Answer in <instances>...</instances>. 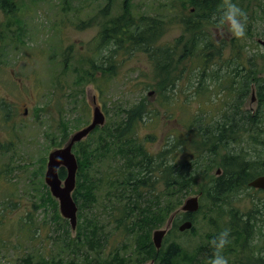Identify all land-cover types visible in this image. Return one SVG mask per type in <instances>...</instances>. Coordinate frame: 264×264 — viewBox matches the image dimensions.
Listing matches in <instances>:
<instances>
[{"label": "rangeland", "instance_id": "374dc122", "mask_svg": "<svg viewBox=\"0 0 264 264\" xmlns=\"http://www.w3.org/2000/svg\"><path fill=\"white\" fill-rule=\"evenodd\" d=\"M183 1L188 3L187 0H0L2 10L0 24L12 25L11 31L5 34L6 49H2L0 45L1 50L7 53L0 56V99L12 103L17 101L18 104L21 103L20 105H26L28 112L27 118L19 119L15 127L8 128L5 125L8 120L4 121L2 115H7L9 109L20 110V108L14 107L11 103L6 108L0 105V264H20L17 259L29 252L27 249L29 241L21 234L19 228V222L22 218H27V215L30 216L34 225L38 226L35 232L37 234L35 247L40 255L47 253L45 258L48 261H50L51 253L57 255L52 246L51 237L54 235V230L57 231L61 221L54 220L55 216L51 212L50 204L52 199L55 200L59 212L58 202L50 194L43 178L47 154L54 147L64 144L73 132L91 121L93 105L97 104L100 107L105 115V121H109L110 124L115 121V118L124 116L122 109L129 106L134 107L136 114L148 115L150 120L137 127V136L142 141L145 140V146L152 152L157 151L166 142L165 139L171 132L181 134L183 130L180 123L181 117L184 119L186 117L183 113L197 114L200 110L198 102H206L202 107L208 109L206 120H220L219 109L222 100L219 96H215L213 89L210 90L209 99L207 97L192 98L190 95L193 87L189 86L187 81H196L193 75L197 71V64L193 65L188 61L177 64L176 59L183 52L182 61L188 60L187 54L191 42L190 34L184 32L186 26L183 24L188 16L189 3L181 10ZM205 1H208V4L211 1L222 2V0ZM256 1L260 2V0L232 1L247 16L245 36L238 41L244 46L243 49L248 55L264 51V47L257 42V39H264V12L258 8L254 9ZM124 3H126L125 6ZM2 4L19 5L20 9L11 12L2 8ZM124 12H129L133 16H148L149 19H154L153 22L160 23L163 27L164 32L158 37L157 45H167L168 50L171 48L175 50V62L166 67V72L157 70L155 56H161L158 55L159 53L154 55V52L142 51L140 48L126 52L124 48H120L123 42L117 45L116 55L114 54L115 57L111 59L113 64L111 70L102 72L91 65L90 61L95 65L100 63L101 70L109 67L107 61L99 58L102 56H98L91 40L97 30L95 26L103 25L111 17L116 15L118 17ZM97 20L100 22L97 23ZM147 22L150 21L147 20ZM190 29L199 35H208V38L215 42L214 51L222 45L223 54L220 59L214 60L210 71L224 76L230 64L227 59L231 52L229 38L232 34L228 24L225 23L222 28L217 25L200 24L196 28L190 26ZM134 32L136 33V30ZM137 32L141 33L142 30ZM14 36L20 45L19 49L17 46L13 48L6 43L10 37ZM179 37H181L180 40ZM131 40L135 41L134 38ZM50 51L61 53L58 57H68L65 71L68 75V88L67 93H64L67 97H64L62 101L59 94L50 102L46 99L49 84H46L45 74L48 73V68H51V61L48 60ZM19 52L21 55L16 57ZM242 61L247 64L243 58ZM263 65L264 60L257 57L251 87L239 106L241 111L248 109L250 113H253L258 109L257 84L263 80L258 79L264 76ZM61 66L60 64L59 69ZM162 73L165 75L160 77ZM178 76L181 77L179 80H177ZM15 77H18L20 81ZM77 77H79L78 80ZM170 79L174 80L175 84L179 83V88L175 87L176 93L173 99L171 94L174 85L171 87L168 82ZM164 96L170 99L169 106H166ZM232 96L231 94L230 101ZM230 108L231 106L229 107L231 112ZM105 123L99 125L100 127L93 133L94 137L103 135V132H98L100 128L105 127ZM248 125L245 128L247 131L242 129L231 136L235 137L234 143L238 145L232 142L225 145L235 149L242 147L243 150H247V153L252 154L253 150L249 146L253 138L250 140ZM93 134H89L87 138ZM147 135H151V138L146 139ZM214 144L215 141L210 144V148L214 149L215 154H213L218 162L207 175L197 179L183 196L184 200L188 196L199 195V203L202 204L201 208L193 213L191 227L183 231L177 229V231L169 232L163 239L164 245L176 241L185 251L198 253L197 257L207 262L211 261L215 253L211 242L219 235L217 225L225 226V228L235 225L236 223L230 222V214L237 213L253 214L255 216L253 220L259 224L258 217L261 216L258 213L255 215L254 208L264 212V194L249 187L225 196L218 207L215 205L208 207L207 197H203L199 192L221 173L218 166L219 158L225 152L222 145L215 148ZM77 147L74 144L72 148L74 153ZM257 148L261 147L257 146ZM176 154V158H181L182 152L177 151ZM90 158L87 157V161ZM101 158L102 162L96 161L95 165L90 167L92 170L96 169L95 175H98L99 170L107 167L104 162L111 161ZM118 158V154L113 156V159ZM40 184H44L47 188L48 197L44 195L42 198L40 190L35 188ZM101 194L102 192H98V197ZM180 206L177 207L178 211H181ZM219 214L222 216H218ZM60 217L65 219L61 215ZM232 221L236 222L237 218ZM66 222L68 223L67 220ZM68 229L70 236H75V229H71L70 225ZM236 231L229 235V247L225 246L221 254L226 257L228 264H234L240 250V255L245 259L243 264H246L250 256L248 248L243 246L241 232ZM118 240L120 241L117 243ZM256 240L255 236L251 242L255 243ZM108 241L109 248L106 247L104 252L100 251L102 257L105 254L108 255L112 246L114 248L118 246L121 253L125 252V249L119 246L121 241H125V236L115 234L110 236ZM260 242L264 244L263 237ZM198 247L201 248L198 249ZM229 248L233 250L227 252ZM127 251L123 253L125 256L130 255L128 249ZM92 256V251L85 250L69 257L64 253L60 255L62 258H72L78 264H87L86 259Z\"/></svg>", "mask_w": 264, "mask_h": 264}, {"label": "trees", "instance_id": "16d2710c", "mask_svg": "<svg viewBox=\"0 0 264 264\" xmlns=\"http://www.w3.org/2000/svg\"><path fill=\"white\" fill-rule=\"evenodd\" d=\"M187 2L189 3L188 16L185 20L186 24H183L186 26L184 32H188L191 39L187 54L189 58L182 61L183 52L176 59L177 64L186 61L193 65L197 64V71L193 75L196 81H192L193 83L187 81L189 86L193 87L190 95L192 98L207 97L209 99L210 90L213 89L215 96H219L222 100L219 109L220 120H206L208 109L202 108L206 102H198L200 110L197 114L183 113L186 117L185 119L181 117L180 123L183 129L181 134H174V132L168 134L166 142L155 152L150 151L145 146V140L142 141L137 136V127L150 118L148 115L136 114L133 106L123 108L124 116L121 115L119 119L116 116L117 119L115 118L113 123L105 121V127L100 128L98 132H103V135L94 137L93 133L100 127L97 125L89 133L93 134L90 138H87L88 134L75 143L78 146L75 153L78 166L75 187L72 191V197L77 205L75 236H70L69 225L60 217L56 208L57 204L52 199L50 205L51 212L55 216L54 220L61 221L57 231L54 230V235L51 237L52 246L58 257L51 253L50 261H48L45 258L47 254L45 251V254L40 255L35 247L37 237L35 232L38 226H35L27 215V218H22L19 222V228L21 234L29 241L27 248L29 252L17 259L20 264H78L68 257L84 250L93 252V256L86 259L87 264H142L148 260H152L153 264H210L207 260L197 257L198 253L185 251L176 241L164 245L163 239L169 232L177 231L182 221L192 219L193 213L178 211L177 207L182 205L184 193H187L190 186L201 176L207 175L218 162L214 149L210 148L212 142L215 141V148L222 145L225 152L219 158L218 166L221 173L199 192L203 197H207L208 207L212 205L218 207L225 196L238 192L239 189L248 188L247 183L250 179L264 174V76L258 78L263 79L257 84L258 109L250 113V110L241 111L239 107L251 87L256 59L258 57L264 60V51L248 55L243 49L244 46L238 41L240 38L231 35L229 38L231 52L227 59L230 64L226 73L224 76L212 73L211 64L214 60L220 59L223 54L222 45L214 51L215 42L210 40L208 35L194 33L190 26L195 28L200 24L216 26L212 17L215 15L217 20L219 19L221 14L219 6L222 2L211 1L209 4L205 0H187ZM188 3L183 1L181 10L186 8ZM11 6L12 4H2V8L11 12L20 9L19 5ZM257 8L264 12V0L255 2L254 9ZM149 18L124 12L111 22L119 41L134 38L133 46L136 49L154 52V55L159 53L158 55L161 56H155L157 70L166 72V67L175 62V50L173 48L168 50L167 45H157L158 37L164 32L163 27ZM105 27H109L107 23L103 24V29ZM137 30L142 32L139 33ZM102 34L101 32V45L108 47L110 37L102 38ZM242 58L247 64L243 63ZM90 62L92 66H95L94 62ZM180 72L183 73L182 69ZM164 75L165 73H162L160 77ZM180 76L177 80L181 78ZM173 81L172 79L168 81L171 87L174 85L172 99L176 93L175 87L179 88V83L175 84ZM231 94L233 96L230 101ZM164 98L166 106H169L170 99H166L165 96ZM247 125L250 130V140L253 138L250 142L251 147L249 146L253 150L252 154L247 153V150H243L242 147L235 149L225 145L229 142L236 144L235 137L231 136L242 129L247 131L245 129ZM145 138H151V135ZM257 146L261 148L258 149ZM177 151L182 152L181 158H176ZM116 154L119 155L117 160L113 159ZM87 157H91L89 161ZM101 157L111 161H103L107 167L99 170L98 175H95L96 169L92 170L90 167L94 166L96 161L102 162ZM58 175L60 178L65 176L64 168H59ZM35 188L40 190L42 198L44 195L48 197V190L44 184L37 185ZM249 188L264 194L260 189ZM98 192H102L100 197ZM201 205L199 203V208ZM254 209L255 215L258 213L261 216L258 217L259 224L253 220L255 217L253 214L237 213L230 214V222L236 223L235 225H229L228 228L217 225V228L219 233L228 229L229 235L237 232L236 230L240 231L243 246L248 248L250 255L246 264H264V244L260 242L262 237L264 239V212H259L258 208ZM170 218H172L170 226L162 239L161 246L156 249L150 235L154 229L165 225ZM235 218L237 221H232ZM115 234L125 236V241H121L118 245L124 248L125 252H128V249L130 255L125 256L123 254L125 252H119L118 246L117 248L112 246L108 255L105 254L102 257L100 251L104 252L106 247L109 248V237ZM255 236L257 242H251ZM226 247H229V244ZM232 250L229 248L227 252ZM62 253L68 257H60ZM237 254L239 256L234 264H243L245 259L240 255V250Z\"/></svg>", "mask_w": 264, "mask_h": 264}, {"label": "water", "instance_id": "95a60500", "mask_svg": "<svg viewBox=\"0 0 264 264\" xmlns=\"http://www.w3.org/2000/svg\"><path fill=\"white\" fill-rule=\"evenodd\" d=\"M257 42L264 47V39H257ZM103 122V112L98 105H94L91 121L73 132L62 146L50 150L47 154L44 182L48 186L51 195L57 199L60 214L68 220L72 229L76 225L77 206L71 193L75 186V173L78 166L72 146L83 139L94 127L103 124ZM60 167L65 169L64 178H60L58 175ZM247 184L252 188L260 189L264 192V174L253 177ZM180 209L188 213L196 211L198 209V196L192 195L185 198ZM171 219L167 221L164 227L152 231L151 239L156 249H159L161 246L162 238L169 228ZM191 225V220L185 219L178 225V229L183 231L190 228ZM142 264H153V261L151 260Z\"/></svg>", "mask_w": 264, "mask_h": 264}, {"label": "flooded vegetation", "instance_id": "af4514ba", "mask_svg": "<svg viewBox=\"0 0 264 264\" xmlns=\"http://www.w3.org/2000/svg\"><path fill=\"white\" fill-rule=\"evenodd\" d=\"M125 5H126V3H124V6ZM1 7H2V5H1ZM11 7H13V5ZM104 7H108V5H104ZM0 11H2V10L0 9ZM116 17H117V15L113 16V17H111L109 19V21H108L109 23L107 22L109 27H105L103 29V25L98 24L97 26H95V28L97 30H96L94 36L92 37V40H93L94 46L96 48V53L98 54V56L101 55L102 57H99V58H102L105 62L107 61V64L109 66L108 68H105V69L101 70L100 63L96 64V65L94 64L98 71L111 70V68L113 66V64L111 63L112 62L111 59L113 57H115V56H113L114 54L116 55V51H117V48H118L117 45L118 44H121L123 42L122 46L120 48H124L126 52L129 51L130 49L136 48L135 46H133V42H132L131 39H130L131 41L127 40L125 42V41H119V39L116 37V31H115V29L112 26V22H113L112 20L116 19ZM96 22L98 23V22H100V20H97ZM11 26L12 25L2 26L0 24V45H1L2 49L5 48V46H4V40H5V37H6L5 34L7 32H9V31H11V29H10ZM101 32L103 34L107 33L106 35L102 34V38L110 37V40H108V42H109V46L108 47H105L104 45H101V40H100ZM15 38H16V36H14L13 38L10 37L6 43L8 45L12 46L13 48H15V46H17V48L19 49L20 45H19L18 41L16 40L17 38L16 39ZM1 47H0V56H4L7 53H4L5 51H2ZM28 54L32 55L31 53H28ZM20 55H21V53L19 52L16 55V57H18ZM58 55H61V53H58L57 51L56 52H51L50 51L48 53V60L51 61L50 62L51 63V68H48V73L45 74L46 75V84L47 85L49 84V86H48L49 92H47V98H46L48 102L52 101L54 96H57V94H59L61 96V99H60L61 101L63 100L64 97H67V95L64 94V93L67 91V88H68V85H67V76L68 75L65 74L68 57L62 58V57H58ZM54 60H56L55 63H54ZM60 64L62 66L59 69V65ZM15 78H18V77H15ZM27 78H29V76ZM35 78L38 80L37 77H35ZM18 80L20 81L19 78H18ZM13 81L15 82L14 79H13ZM35 82H36V80H35ZM33 84H35V83H33ZM9 103H11L14 107H19L20 108V110H13V109L10 110L9 109V112H8L7 115H2V116H4V118H3L4 121L8 120L5 123V125L8 126V128H13V126L14 127L16 126V124L18 123L19 119L23 120V119L27 118L28 112H27L26 105H20L21 103L18 104L17 101H13V103H12L11 101H7V100H3L2 101L0 99V105L1 106H5L4 108L10 106ZM13 116H14V118L12 119ZM64 129H66V127H64ZM57 147H60V146H57ZM57 147H54V148H57ZM49 151H48V153H49Z\"/></svg>", "mask_w": 264, "mask_h": 264}, {"label": "clouds", "instance_id": "9594fccd", "mask_svg": "<svg viewBox=\"0 0 264 264\" xmlns=\"http://www.w3.org/2000/svg\"><path fill=\"white\" fill-rule=\"evenodd\" d=\"M221 14L217 20L213 15L212 20L216 22L217 27L222 28L225 23L228 24L229 31L235 38H243L245 36L247 16L246 13L232 0H222ZM229 230L224 229L219 235L212 240V245L215 249L213 258L210 264H228V260L221 254V251L229 243Z\"/></svg>", "mask_w": 264, "mask_h": 264}]
</instances>
